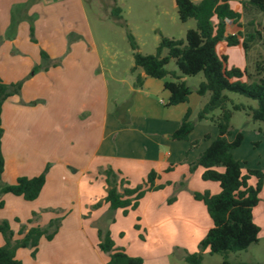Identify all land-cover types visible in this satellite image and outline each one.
<instances>
[{"label":"crops","instance_id":"obj_1","mask_svg":"<svg viewBox=\"0 0 264 264\" xmlns=\"http://www.w3.org/2000/svg\"><path fill=\"white\" fill-rule=\"evenodd\" d=\"M231 1L237 2L233 9L242 12L241 0H229L230 5ZM231 23L226 21L228 34L239 30H229ZM90 38L82 0H0V78L5 84L22 82L20 93L8 97L1 110L2 182L14 184L20 177L38 176L49 165L36 200L2 195L5 205L0 209V222L8 221L19 239L24 226L26 232L62 219L51 240L41 239L35 257L29 248L17 250L16 257L23 264H106L109 256L97 246V223L107 215L114 218L108 229L117 247L131 256H141L143 264H172L173 246H166V236L176 227L170 218L172 212L178 215L180 228L188 222L204 223L205 205L193 193L209 191L214 195L221 190L218 182L202 179L201 166L190 171V165L218 136L217 127L209 121L199 122L195 116L189 141L171 138L187 110L192 117L207 102L205 95L201 96L205 101L198 99L200 106L191 104L192 94H197L204 77L193 88L184 77L191 89L188 102L167 106V77L151 78L137 69L133 73L143 77L142 86L116 77L119 85L126 86L129 97L116 88L111 103L109 82L100 70L103 63L95 53L96 46L89 44ZM221 45L224 50L225 43L218 49ZM42 52L48 58H43ZM194 140L200 142L193 147ZM252 141L264 146L261 132ZM108 168L128 187L144 183L151 171L158 174L157 185L164 180L171 183L159 190L158 196V191L147 192L137 207L151 217L149 227L160 229L165 237L166 242L160 241L166 243L161 251L137 254L118 240L120 229L115 224L123 210L111 211L104 200L109 189L104 174ZM175 183L181 185L176 192L171 189ZM172 195L176 200L169 205ZM201 227L204 231V224ZM196 235L193 233L195 239ZM4 244L0 234V246ZM177 250L192 252L181 245Z\"/></svg>","mask_w":264,"mask_h":264},{"label":"trees","instance_id":"obj_2","mask_svg":"<svg viewBox=\"0 0 264 264\" xmlns=\"http://www.w3.org/2000/svg\"><path fill=\"white\" fill-rule=\"evenodd\" d=\"M179 19L187 22L196 21V28L188 29L184 39L170 38L160 34L159 44L154 54H142L134 35L127 31L130 47L133 51L134 66L131 71L142 69L144 73L155 79L171 77L164 83L169 93L167 106L186 103L191 95V89L184 77L203 74L204 80L199 84L196 92L200 96L209 95L207 102L199 110L197 121H209L218 128V136L200 153L194 163L190 165L193 172L201 166L204 171L202 179L215 181L221 188L218 194L209 191L194 192L193 197L204 203L211 218L212 226L205 238L201 241V249L210 254H221L224 257L222 264H231L228 255L231 252L246 251L251 245L259 242L260 227L254 220L253 211L260 200V193L264 185V172L261 169H247L243 171L242 163L236 159L233 150L239 148L243 141L242 132H237L234 138L231 130V120L234 111H244L254 122H261L258 128L264 142V67L256 63L254 73L248 69L228 67V56L221 52L219 45L241 46L248 56L252 43L257 41L264 45V32L258 29V23L251 19L246 24L241 22L244 15L259 13L264 15V0H241L242 12L234 10L229 0H201L194 3L192 0H175ZM121 8L116 7L112 15L121 18ZM229 20L238 26L234 34L227 33L226 21ZM166 51V53H165ZM43 58H48L42 52ZM174 60L177 70L167 69V65ZM143 77L136 75L135 86L143 84ZM22 82L5 84L0 78V209L5 205L3 194H13L23 197L26 201L36 200L46 181L49 170L38 176L20 177L14 184H3L2 175L5 169V160L2 153L3 129L1 126V110L8 97L19 94ZM227 92L236 93L254 100L256 105L234 103ZM230 106V107H229ZM220 111L215 115V111ZM195 122L191 119V111L187 110L181 124L171 138L173 140L189 141ZM208 139L209 137L206 136ZM199 140L191 142L197 146ZM105 181L109 186L105 202L111 211L122 209L124 215L139 206L140 200L147 192L156 191L163 187L157 185L158 174L151 171L144 183L136 187L125 186L123 178L108 168L104 171ZM256 182L253 184L252 179ZM182 184V183H181ZM176 199L172 197L169 202ZM99 205H95L98 207ZM61 218L52 219L46 227L33 226L24 232L20 230L19 239L8 221L0 222V234L5 244L0 246V264H23L16 257L20 248L32 250L35 257L42 238L51 240L61 226ZM114 222L110 215L103 217L98 224V248L109 256L106 264H143L141 257L129 255L123 248L117 247L108 226ZM185 261L188 264H203L200 252L187 253Z\"/></svg>","mask_w":264,"mask_h":264},{"label":"rangeland","instance_id":"obj_3","mask_svg":"<svg viewBox=\"0 0 264 264\" xmlns=\"http://www.w3.org/2000/svg\"><path fill=\"white\" fill-rule=\"evenodd\" d=\"M82 3L91 27L89 44L96 46L94 47L95 53L99 55L102 60L103 69L100 70L109 82L111 103L116 94V88H119L123 97H129L126 86L123 87V85H119L116 81V77L119 80L129 82L136 80V74L131 72L134 66V59L133 51L127 37V31H130L134 35L139 46V51L142 54H154L159 44L160 34L170 38L184 39L188 29L196 28V21L194 19L181 22L174 0H82ZM231 5V7L235 9L237 2L231 1ZM116 7L122 10L121 18L112 15V11ZM251 19H254L259 25L258 29L264 32V15L259 13L244 15L241 22L246 24ZM228 25L229 30L231 29L233 32L237 31V25H232V23ZM222 51L228 56L227 66L229 68L238 67L240 69H248L250 73H254L257 62L261 63L264 67V45L262 42L257 41L252 43L248 56L245 55L244 50L239 46H225L223 50L221 45L218 51L219 54ZM167 69L177 70L174 60L167 65ZM188 78V84L193 88L194 86H198L200 80L203 79V74ZM167 79L171 80L172 78L167 77ZM227 94L234 103L256 105L254 100L242 95L231 92H227ZM198 99L205 101V98L203 99L201 96L193 93L191 99L192 106H200L198 104ZM127 105H129V103H127ZM112 108H114L113 105H111V109ZM219 112L220 111L217 110L214 113L218 115ZM122 116L123 118L125 117L124 111L122 112ZM195 116L197 119V115L195 114L191 117L193 121L196 120ZM261 126V122L252 121L251 117L244 111L233 112L231 120L233 135L230 137V140L234 138L237 132H242L246 135L242 145L233 150L235 156L241 161L244 172H246L247 169H261L264 172V146L259 147L257 141H252L254 135L259 132L258 128ZM255 182L256 179L253 178L252 183L254 184ZM162 185L163 187L161 189L165 188L167 185H171V183L164 180L162 181ZM173 185L171 189L173 188L175 192L181 189L179 183ZM159 190H156L158 192L155 193L158 194L155 195H159ZM172 197H174V195L169 196V199ZM175 200L176 199L171 202L168 200L169 205L173 204ZM147 201L148 200L144 201L145 206ZM204 208L206 222L202 223L200 220L198 224H193L185 219V222L189 224H185L184 228L178 227L177 224L180 222L179 217L172 212L170 218L176 227L166 236L168 245H166V243L160 244V241L166 242L165 237L161 234L160 229L149 227L148 223L152 222L151 217L141 212V209L129 211L126 215H124V213L122 214L121 220L115 224L118 230L120 229L117 233V238L124 244L123 246H125V248L137 254L148 255L155 250L161 251L165 245L168 247L173 246L172 264H188L183 255L185 253L196 252L202 254L203 264H222L224 260L223 255L210 254L207 249H201V241L205 238L212 225L207 209L205 206ZM253 215L256 224L260 227L259 242L251 245L246 251L231 252L228 255V260L231 264H264V185L260 193L259 203L254 208ZM202 224H204V231L201 227ZM193 233L197 234L196 239ZM180 245L189 247L192 252L177 250V246Z\"/></svg>","mask_w":264,"mask_h":264}]
</instances>
